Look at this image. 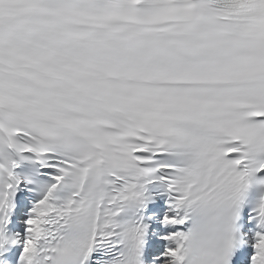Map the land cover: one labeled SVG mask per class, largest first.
<instances>
[{"label": "snow or ice", "instance_id": "6c2138e0", "mask_svg": "<svg viewBox=\"0 0 264 264\" xmlns=\"http://www.w3.org/2000/svg\"><path fill=\"white\" fill-rule=\"evenodd\" d=\"M0 264H264V0H0Z\"/></svg>", "mask_w": 264, "mask_h": 264}]
</instances>
